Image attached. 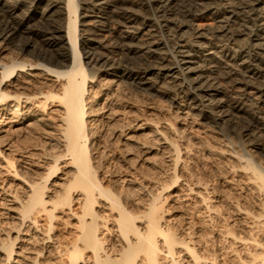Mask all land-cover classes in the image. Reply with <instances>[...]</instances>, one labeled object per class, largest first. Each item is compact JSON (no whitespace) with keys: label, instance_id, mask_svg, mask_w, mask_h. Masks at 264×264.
Masks as SVG:
<instances>
[{"label":"bare ground","instance_id":"6f19581e","mask_svg":"<svg viewBox=\"0 0 264 264\" xmlns=\"http://www.w3.org/2000/svg\"><path fill=\"white\" fill-rule=\"evenodd\" d=\"M256 1L239 0L236 3L245 25L239 24L229 30L219 26L224 40L233 43L236 37L248 30H252L249 33L254 37L264 38V11L257 9ZM54 2L62 6L57 7L55 3L57 11L65 14L66 22L64 19L57 21L39 16L36 9L21 6L18 0H0V172L19 180L25 189L19 198H15V192L8 194L13 201H17L13 219L18 226L10 229L13 236L6 235V240L0 242V255L5 257L0 264H42L39 258H42L44 248L37 250L34 257L28 256L29 253H25L28 249L23 247L19 252L15 251L19 240L30 242L34 239L31 235L35 233L39 235L34 243L53 244L54 254L58 256L56 262L43 264H219L218 257L203 255L197 241L185 239L184 234L179 235L170 225L166 217L169 212L165 207L167 198L151 196L148 192L145 200L147 196L150 199L143 208L144 201L135 199L136 196L128 189L120 195L113 186L105 185V177L110 175V165L107 166L109 157L117 153L123 160H130L135 154L138 159L146 154L144 161L149 164L151 174L148 173L147 177L152 179L155 168L151 164L152 156H149L158 153L166 158L169 170L175 174L171 183L161 184V192H171L182 179L176 174L179 161L186 156L195 157L201 151L206 157L222 159L223 163L219 165L226 169L221 168L224 172L246 176L243 187L253 191L255 202L252 200L249 207H241L237 203L235 212L244 214L253 229L246 240L237 236L232 227L226 229L225 234L237 244L247 242L250 250L254 251L245 257H237L239 264H264V166L261 161L250 151L244 155L235 149L234 144L232 146L204 129L202 135L192 137L185 127L177 128L168 120L161 123L163 129L157 126L159 121L157 124L155 119L143 120L136 115L135 120L127 122L122 109H136L140 100L138 93L132 91L137 86L130 81H137L139 86H149L151 90L154 87L142 73L137 74L141 72L140 68L133 70L122 64L109 65V62H104V57L90 53L89 47L81 50L78 11L82 0ZM107 5L119 10L121 4L109 0ZM120 10L125 13L127 8L123 6ZM146 43L150 53L155 54L159 43ZM229 45L216 43V47L223 51L228 50L226 46ZM250 47L255 45L251 43ZM241 48L244 53L245 48ZM83 52L87 57H83ZM179 53L183 54L181 64L195 57L191 49ZM158 60L162 65L180 63L175 64L164 56ZM171 66H164L162 70L171 71ZM111 71L114 74H109ZM102 73L103 76L100 75ZM233 74L226 73L227 79ZM237 79H240L239 75ZM243 82L234 83H248ZM158 90L155 89L156 93L160 92ZM202 90L221 92L214 85ZM260 90L263 92L264 87ZM191 93H195V89H187V97ZM175 97L179 98V94ZM185 105L189 106H180ZM132 113L136 114L135 111ZM184 114L183 119L188 117L187 113ZM146 131H151L149 136L155 143L139 142L140 139L134 136L143 134L145 137L148 135ZM114 139L118 140L117 144L116 141L111 143ZM196 157L195 160L200 159L198 155ZM128 182L129 186L137 183L135 178ZM231 182L225 180V183ZM205 186V193L209 192L208 185ZM198 194H201L207 209L213 210L208 202L211 195ZM66 212L71 213L77 222V232L71 239L55 242L52 236L55 222L60 214ZM23 227L34 233L29 231L22 236ZM182 253L190 260L189 263L181 258Z\"/></svg>","mask_w":264,"mask_h":264},{"label":"rangeland","instance_id":"374dc122","mask_svg":"<svg viewBox=\"0 0 264 264\" xmlns=\"http://www.w3.org/2000/svg\"><path fill=\"white\" fill-rule=\"evenodd\" d=\"M18 1L21 6L36 9L39 16H47L45 18L57 21L64 19L66 22L65 14L62 15L63 13L57 11L60 3L54 2L55 0ZM78 1L80 2V0ZM84 1L79 3L78 11V36L81 50L83 47H89L90 53L104 57L106 59L104 62H109V65L118 66L122 64L133 70L140 68L141 72L137 74L142 73L143 77L148 78L149 83L154 87L151 90L149 86H139L137 81H130L132 85L137 86V88L133 87L132 91L138 93L140 100L136 109H122L127 122L130 119L135 120L134 115H136L143 120L151 119L153 121L155 119L157 124L160 122L157 126L163 129L164 126L161 123L168 120L177 128L185 127L192 137L202 135V129H204V131H209L212 135L226 140L230 145L233 146L234 144L235 149L244 155H248L250 151L264 166V91L260 90L264 87V38L254 37L253 34L249 33L252 30H248L246 34L236 37L233 43H230L224 40L222 29H219V26L222 25L228 30L238 27L239 24L245 25V22L241 21L242 16L236 7L239 0H116L117 4H121L118 5L119 10L116 8L113 10L111 6L107 5L109 0H90V2L86 0L87 3ZM55 3L57 7H55ZM123 6L127 8L126 11H129L124 13V10H120L121 7L123 9ZM59 7L62 6L59 5ZM256 7L258 10L264 11V0L256 1ZM223 12L224 15L221 16ZM188 14L192 17L186 16ZM262 22L264 23V20ZM149 41L159 43L155 54L150 53L146 48V42L149 43ZM216 43L230 45L226 46L228 50L223 51L222 48L216 47ZM251 43L255 47H250ZM248 45L249 49H246ZM241 47L245 48L244 53L241 52ZM190 49L195 57L189 62H182L181 64L183 54L179 52L190 51ZM251 49L254 50L250 52ZM83 54L84 57L85 53L83 52ZM163 56L175 64L180 63L171 66L168 62L162 65L158 59ZM87 61L84 58V62L87 63ZM164 66L166 68L171 66L172 70H162ZM145 71L151 73L143 74ZM228 72L238 74L240 79H237L238 75L234 77V74L231 78L234 77L233 79L236 78L237 80L227 79L226 73ZM109 74H114V72L111 71ZM100 75L103 76L104 73ZM239 81L248 83H234ZM210 85L219 87L222 93L202 90L207 89ZM155 89H159L160 92L156 93ZM187 89H195L197 95L191 93L187 97ZM178 94L179 98L175 97ZM184 104H188L189 108L186 105L180 106ZM192 107L197 109H192ZM134 111L136 114L132 113ZM184 113H187L188 116L185 119L182 117L185 115ZM165 132L170 134L168 130ZM147 133V136L149 133L151 136V131H146ZM134 136L140 139L139 142L155 143L150 136L144 137L143 134ZM114 141L116 140L114 139L111 143L113 144ZM113 146L115 147V144ZM201 152L195 155V157L199 156L200 159L198 160H195L197 157L186 156L179 161V170L177 169L176 174L182 179L179 180L177 188L171 192H161V184L171 183L175 174L169 170L170 167L165 162L167 161L166 158L158 153L149 156V158L152 156L151 164L155 168L154 174L151 172L152 179L147 177V174H150V167L144 161L147 157L146 154H143L140 159L135 157V154L132 158L130 157V160L129 158L123 160L121 155H117V153L113 157H109L108 164H106L107 166L110 165L109 168L107 167L110 175H106L105 185L107 187L113 186L119 194L123 192L125 194L128 189L129 193L133 194L134 197L136 196L135 199L144 201L143 208L150 199L147 196L148 199L145 200L146 193L151 192V196L162 195L167 198L165 207L169 212L166 217L179 235L184 234L185 239L193 238L192 240L199 243L200 252L210 258L218 257L217 262L219 264H239L237 257H245L254 251L250 250L245 241L241 244L235 243L231 239L232 237L226 236L225 232L226 229L232 227L237 236L246 240L247 234L253 228L247 222L246 217L244 218V214H236L235 206L239 203L241 207H249L252 200L255 202L252 195L253 191L243 187L246 180L244 174L224 172L226 169L222 164L219 165L223 163L222 159L206 157L207 155L203 151ZM219 167L220 170L222 167L224 170L220 171ZM130 168L131 170L134 169L131 171ZM127 172L129 174H126ZM134 178L137 183L134 186H129L128 181L134 180ZM225 180L232 182L228 184L225 183ZM205 185H208V191L211 194L205 193ZM191 189L192 192L189 191ZM24 190V186L19 180L0 172V242L6 240V235L13 236L14 234L10 232V229L18 226V223L13 219V211H15L13 209L16 208L15 203L17 201H13L8 194L15 192V198H19L23 196ZM198 192L202 195L205 194L204 196L211 195L208 202L213 210L207 209L206 203L202 202V196ZM123 199L126 201L125 198ZM140 209L143 210L142 207ZM59 216L52 234L55 242L59 239H71L77 232L75 227L77 222L71 213L66 212ZM29 231L31 234L34 233L33 230L23 227L21 235L23 236ZM256 231L258 230L256 229ZM37 234L31 235L34 239L30 242L19 240L15 251L19 252L20 248L23 247L28 249L25 250V253H29L28 256L34 257L33 254L37 250L44 248L43 256L39 258V261L42 264L56 262L58 256L54 254V245L43 242L34 243L37 240L35 238H38L39 234ZM181 256L189 263L190 260L185 257V253H182ZM3 258L5 257L0 255V263L4 262Z\"/></svg>","mask_w":264,"mask_h":264}]
</instances>
